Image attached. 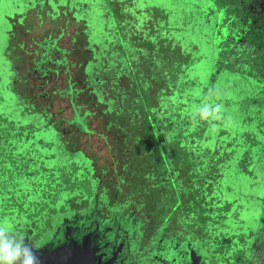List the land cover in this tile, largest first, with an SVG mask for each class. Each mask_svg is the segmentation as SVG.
<instances>
[{
	"label": "flooded vegetation",
	"instance_id": "obj_1",
	"mask_svg": "<svg viewBox=\"0 0 264 264\" xmlns=\"http://www.w3.org/2000/svg\"><path fill=\"white\" fill-rule=\"evenodd\" d=\"M128 1L131 2V0H117L116 3L125 7L124 4H127ZM150 4L151 12H148V19L142 23L143 27L139 26L141 21H134V24L137 25L136 30L134 29L135 33L125 34V36H131L139 41V43L135 42V45L131 46L133 50L137 52L146 51L152 55L151 47L157 45L158 49L161 48L160 53L165 56L164 52L167 49L163 47V44L168 45V47L172 44V47L180 51L183 62H188V52L191 53L192 62L190 63L196 67L195 64L199 63L203 53H205L203 50L205 46L200 47L201 42L195 32L192 31L196 28L198 16L199 20L207 24V28L211 30L208 35H204V45L210 43L215 50L210 51L214 52V55L210 64H207L206 73L202 79L204 81H201L200 77L197 78L200 84H205L206 81L203 88L206 91L208 90V95L213 94V91L214 94L220 96L225 90L229 93L233 92L231 83H233L232 88L234 90H239V92L234 93L235 95L244 92V85L245 94H250L251 99L256 101L254 104L256 108H253V111L258 115L253 127L246 125L242 129L244 133H242V141L241 134H239L241 126L237 133L239 136H236L240 138L239 142L246 148V153H249V156L255 154L259 158H264V83L260 82L262 79L259 82L252 80L256 78L254 77L256 71L264 77V69H261V64L255 60V55L259 53L258 57L261 56L260 58L264 62V44L259 43L257 39V44L245 39L251 28L259 30L262 28L263 32L259 36H264V0H153V3ZM157 11L160 13L156 14ZM21 12L23 13V9L18 13L16 12V14H19L17 18H22L25 15ZM130 19L132 20V17ZM156 32L159 35L156 36L154 34ZM189 37L192 38L189 39ZM149 39L152 41L158 40L159 45ZM218 39L228 42V53H224L218 47ZM246 45L249 51H247ZM21 51L22 55H25V49ZM33 51L38 52L34 49ZM183 51L186 56L183 55ZM246 52L247 56L245 57ZM22 55L19 58L22 59ZM160 57L163 59L161 55ZM249 57L254 58L251 60ZM151 59L152 62L153 58ZM34 62V65L42 64L39 60H37V63ZM52 64L53 62L47 65ZM82 65L78 70L80 81ZM228 65L231 66L228 67ZM164 67L166 66L162 65L159 68L156 66L153 69L156 72H165ZM193 70L195 71L196 68H193ZM173 71L169 69L167 74L170 75V72ZM27 74V76H32L31 79H40V81L27 84L24 82L26 77L23 76L22 78L21 88L28 90L33 99L40 96L44 97V94H47V92L41 90L45 84L49 83L51 86L49 108H47L45 102L41 106L38 105L39 107L34 111H42L43 109V111L52 113L54 111L51 108L53 100L61 92L56 88L59 86L66 90L71 88L69 83L72 82V78L69 77L68 79L67 77L70 75L67 73L66 76L60 78L61 72L59 70L47 77L41 74V69L36 67L28 70ZM167 74L166 81H168L167 84H170L171 80ZM151 78L156 79L155 76H151ZM189 78H193V76H189ZM226 79V85L221 86L220 81ZM230 79H234V81ZM215 82L217 83L215 84ZM81 83L84 84L83 81ZM159 84L160 87L156 91L162 93L165 88H161V82ZM234 84L242 85V87L238 86L235 89ZM53 94H55L54 97H52ZM61 98L66 99V101L69 99L65 96ZM195 98L196 103L201 100V97L196 96L193 100ZM36 101L38 100L36 99ZM55 108V111H63L66 106L62 108L56 106ZM167 109L174 111L170 108ZM181 111H186V108ZM60 120L56 119L57 122ZM121 194H123V199H121L122 197L119 198ZM124 195L125 192H119L112 206H122L125 199ZM81 196L87 197L86 204L75 208L65 205L63 209L52 212L53 219L47 227L39 232H36L34 228L28 233L23 231L22 227H19V230L23 231L28 238L26 242L31 243L37 248L38 252L44 254L39 255L41 264H257V261H259V264H264V205L258 208L259 224L262 227L254 229L252 237H249L250 239L246 238L251 240L250 244L244 238H241L243 241H238L243 242V244L235 245L234 240L219 237L215 239V244L220 245V247L218 250H214L212 249L214 245L210 246L212 242L206 235V231L209 232L208 229L211 227L209 220H207L209 218L208 209L199 211L206 215H202L203 217L197 215L195 219L197 224L187 223L188 226L181 227L171 223L170 226L163 228L158 235L154 234L151 228L153 214L149 215L147 210H143L147 218V221L143 224L138 225V221L133 219L127 221L126 226L133 224V227L141 229L139 236H134V234L132 236L130 230V233L127 230L123 233L124 228L116 220L109 219L108 222L106 221L109 216L108 209L112 206H107L108 199L104 195L102 196L94 191L90 195L92 196L90 202L94 205H89L88 196L83 194ZM211 235L212 233H210ZM49 252H51V255L54 254L53 258L49 257ZM232 254L234 256H231Z\"/></svg>",
	"mask_w": 264,
	"mask_h": 264
},
{
	"label": "rangeland",
	"instance_id": "obj_2",
	"mask_svg": "<svg viewBox=\"0 0 264 264\" xmlns=\"http://www.w3.org/2000/svg\"><path fill=\"white\" fill-rule=\"evenodd\" d=\"M33 1L34 0H0V111H5L6 113L10 114L13 119V125L11 124L12 126L8 127L7 130L5 129V127L0 128V130L4 129L3 132L8 134V136L10 137L8 145L11 144L9 148H7L8 145L3 148V150L5 149V154L3 155L2 151V158L0 159V165H2L1 171H3L2 175H0V217L12 221L18 229H20L19 227H22L23 231H27L28 233L34 228L36 232H39L44 227H47V225H49L48 223L53 219L52 212L63 209L65 205L75 208L77 206L86 204L87 197L81 196L82 194L80 192H71L70 188L72 186H75L76 184L80 185L82 183L77 180L75 181V174L84 173L83 165H81L82 163L87 169L90 168L91 162L89 158L92 159L93 169L90 173L88 171L86 173V175H88L89 177L88 181H92V184L94 182L93 180H90V177H98V180L95 183L94 190L95 193H99L102 196L104 195L108 199L107 206L113 205V201L117 198V194L119 192L124 193L127 189H131L130 185H124L118 181L117 175L120 173V171L118 170L117 165H115L116 169L113 173L111 158H117V154H111L110 148H108V145H113V142H110V139L112 137V132L110 131L111 129L105 131V133L101 132L102 128L99 126V124L93 121L91 127L93 126L95 128V133H89L86 136L82 135L67 137V119L71 116V107L69 106L66 99H62L61 97L54 98V105L52 104L51 107L54 111H52V113L50 112V115H48L47 118L49 122H52L56 130H65L61 138L68 141V145H66L67 149L71 151L73 150L72 153H67L65 148L61 147L60 144L57 143L56 137L54 136L55 132L53 129H49V131H47L46 129H42L39 133L37 131L35 132L36 129H33V126L35 128L37 127L36 116L34 114H19L18 111H21L20 106H18V104L16 103L14 92L8 86L11 82L9 81L10 73L8 72L9 62L6 60V57L4 55V49L6 45V49H10L8 55L13 57V65L17 70L18 77L20 78V80H17L14 83L17 89L18 87H22L23 76L26 77L24 82H26L27 84L33 83L34 81H40V79H31L32 76H27V71L28 68L34 65V61H36L38 57V52H34L33 49L36 47L38 41L41 40L43 36H46L47 33H51V35L55 37L56 34L63 31L61 36L58 37L57 44L59 46L68 47H71L69 38L71 37V35L75 34L73 42H75L77 47H75L73 57L71 56V54L70 57H72L75 65L77 63L83 62L80 54L84 52V50H82V47L85 35L81 32L84 28L83 22L81 20H76L71 15L70 11L65 12V16L64 14H61V12L58 13L57 11L58 14H56L54 17H50L51 13L47 4L34 6ZM78 2L81 3V10H78V14H80L81 16L85 10L82 4L83 2H87V0H78ZM128 3L129 1L127 2V4H124V7L118 6L117 4H106L105 0H94V2H92V5L94 6L95 10H93L94 12H90L93 28L92 32L90 33V40L96 39L102 41L103 47L107 44L108 41H111L112 45L115 46L114 49L116 55H119V58H124L121 47L124 42H127L129 44L125 45V47L123 48L124 50H129L131 46L135 45V42L139 43L137 39H134L131 36H123V34L120 40L118 39L117 24L123 22L122 25H124V23L128 21V18L135 15L134 10L132 12L129 11L130 8ZM117 6L122 11H117ZM139 6H142V3L140 5H137V7ZM21 9H23V13H25V15L22 16V18H17L19 17V14H16V12H20ZM143 13L140 17L141 28L143 27L142 23L149 17V14ZM158 13L160 12L157 11L156 14ZM7 14H13L12 17L9 18V21H12L11 25L5 19ZM207 27L208 25L202 23V21H200L199 17L197 16V25L196 28L192 31L195 32L197 38L200 40V47L205 46L203 48V50L205 51V53H203V56H205V61L203 62L200 60V62L198 63V65L200 66L203 65L201 66V69H203L198 72L200 78L204 77V74L206 73L207 67H205V64H210V61L213 60L214 52L210 51L215 50V48L212 47L210 43L204 45V35H208L211 31L210 28ZM7 28L8 31L11 30L8 39L7 36L4 35V32L7 31ZM128 28L130 33H133L130 30L131 25ZM74 31L76 32L74 33ZM154 34L156 36L159 35L158 32ZM183 34L184 33L182 32V35ZM191 38L192 37H189V39ZM149 40L159 45L158 40ZM165 46L166 45L163 44V47ZM151 48V52H153V54L150 55V57H153L152 63H154V65L150 64L149 66L146 65V67L141 66L138 69L150 72L152 71V67L157 66V68H159L163 65L166 66L164 67L165 72L158 71L155 75L156 79L149 78L148 81L142 78L136 85H131V89L135 92V103L139 106L138 111H147V106H151L152 100L157 99L158 94L155 91L160 87V82L162 83L161 88H165V90L159 94L160 96L165 95L168 90H171L170 86L173 83L176 84L177 87L184 86V80L179 76L178 73L177 77H175V74L173 72H170V75L167 74L169 71V69L167 68L172 64L173 61H176L178 58L176 56L178 50L173 47L170 48L171 50H166L164 52L165 56L167 57L166 58L162 53H160L161 48L158 49L157 45L156 47ZM23 49L27 50L25 55H22L21 53V50ZM78 50L80 51L79 54H77ZM20 55L23 56L22 59L19 58ZM160 55L163 57V59L160 57ZM132 60L133 61L131 62V67L133 74L134 63L136 64L137 60H135V58H133ZM139 61L142 62V60ZM137 65L139 66L138 63ZM71 71H76L74 75H71V78L72 80H77L74 86L79 87L80 79L78 80V69L76 67H71L70 72ZM166 74L171 80L170 84H167L168 81H166ZM256 74L258 76L256 78L258 79L255 78L252 80L258 82L261 79L264 80V77L260 76L258 71H256ZM176 78L178 80V83L175 81ZM138 79L139 77L136 80ZM202 79L203 78H201L200 80L204 81ZM263 80H261L260 82L264 83ZM141 82H143V84ZM205 84L198 83L199 86L197 88L199 89L200 87H204ZM50 87V84L47 83L41 90L49 93L51 91ZM184 87L189 88V83H186ZM23 91V93L29 94L28 90ZM169 92L170 91H168L167 93ZM201 92H203L202 88H200L199 92L197 93L198 97L202 94ZM78 95L80 98H85L84 92H80L78 93ZM54 96L55 94L52 95V97ZM36 99L38 100L36 101L38 102V105L41 106L46 102L47 97H45L44 95V97L40 96ZM194 101H196V98ZM56 106L60 108L66 106V109L57 113L55 111ZM95 109L97 110L98 108ZM164 111H169L166 106L164 108ZM185 114H188V109L187 111H185ZM189 114H194V112H189ZM196 116L198 117V115ZM56 119L61 120L57 122ZM20 126L22 127L20 128ZM68 130L69 133L73 131L72 129ZM190 130L194 132L196 128L193 127L190 128ZM100 132L103 133V135L106 134L107 143H104L103 139L97 137L96 133ZM37 133L41 134L44 137L48 136L49 139L47 140H51V142L53 141V145L48 144L41 147L36 143V140L38 138V136H36ZM242 133V129H240L239 134H241V141ZM166 136H164L163 139H165ZM240 138H238L239 141ZM166 140L169 142L170 139L167 138ZM236 140H229V143L234 142V144L238 145V142H236ZM109 142L111 144H109ZM77 149H81V151L84 152L77 151ZM27 158H32L34 161L33 166H31L32 170L34 169L39 172V175L35 176V178H33V176L26 179L18 170L20 164L27 160ZM71 160H73L74 163ZM186 163L187 162H185V165ZM239 163L241 165L242 161H240ZM77 167H79V169L74 170ZM72 171H74L75 174H71ZM194 174L196 179L198 180L203 178L202 174L197 170H195ZM187 181H191L193 183L189 184V182ZM194 182L196 181L193 176H179L176 185L171 184L172 186L168 188V194L172 192L173 189L177 191V194H174L173 196L169 194V197H171L170 200L164 199V201H162L161 197H159L158 194L154 192H148L145 196V200L147 201V203L145 204L149 203L150 205H152L149 209L144 205V207L148 210V214L152 215L155 214L156 211L164 210L165 202H170L171 204H175L176 202L179 203V201H177L176 199V195H178L180 197V201H190L191 205H189V207L191 211H194L196 209L197 211H195V213H197V215H199L200 217H203L202 215H206L205 213L199 212L200 210L202 211L203 208L200 209L198 205L199 197L197 196V194L200 190H195L198 189V187L196 186L194 188V193L192 191H188L187 193L188 189L192 188L193 185H196L197 182ZM117 186L119 187V189L115 188ZM81 188L83 192L86 191L84 187ZM185 192L187 193L186 197ZM85 194L87 196H90L92 195V192H85ZM119 198L123 199V194H121ZM200 203L203 204L201 201ZM240 204L244 205L241 203V201ZM245 207L246 212L256 209V206L254 204H248V206ZM184 210H189V208L182 209V215L179 214L180 217L176 219L178 221L177 225L183 227L188 226L187 223L197 224L196 220L193 217L184 216ZM207 214L209 215L210 212H207ZM252 214L254 215V212H252ZM210 219L212 218L210 217ZM214 219H216V216L214 217ZM207 220H209V218ZM130 231L132 233V236L133 234L134 236H139L141 229H139L138 227L135 228L133 227V224H131ZM208 231L209 232L206 231V235L212 242L210 243V246L212 247V245H214L212 248L214 250H218L220 247V245L217 246L215 244V239L219 238L220 234L221 236H224V239H228V235L223 234L220 229L217 233H213L211 228L208 229ZM211 232L212 235L210 236ZM234 255L232 254L231 256Z\"/></svg>",
	"mask_w": 264,
	"mask_h": 264
},
{
	"label": "trees",
	"instance_id": "obj_3",
	"mask_svg": "<svg viewBox=\"0 0 264 264\" xmlns=\"http://www.w3.org/2000/svg\"><path fill=\"white\" fill-rule=\"evenodd\" d=\"M33 2L34 6L47 4L51 13L50 17H54L59 12L65 16V12L70 11L71 15L76 20H81L83 22L84 28L81 32L85 35L82 47L84 52L81 51L82 53H80L79 50L77 51V54H81L82 61H84L83 65L82 62L75 65L72 60L75 47H77L75 42H73L75 34L71 35L69 38L71 47L59 46L57 44L58 37L63 33V31H61V33L56 34L55 37L52 36L51 33H47L46 36H43L41 40L38 41L34 50L38 51L37 60L42 64L38 65V63L32 67L41 69V74H44L47 77L59 70L61 72L59 76L60 78L66 76L65 74L67 73L70 75L67 77L69 79V77L76 72H70V68L76 67L79 70V67L82 65V77L81 81L79 80V87L74 86L77 81L75 79L72 80L71 83L68 82L69 85L71 84V88L67 90L61 86L56 88L58 91H61L57 97L60 98L65 96L67 99L69 98L68 104L71 107V116L67 119V123H69L67 125L68 129H72L73 131L69 133V130L67 129V137L86 136L89 133H95V128L93 126L91 127L93 121L99 124L102 128L101 132L105 133V131L111 129L112 137L110 142H113V145H108V148H110L111 154H117V158H111V165L113 173L116 169L115 165L118 166V170L120 171L117 175L118 181L124 185L131 186V189L125 191L126 198H131V200L134 201L138 197V192H145L146 188L148 189L152 187L155 192H157L158 189L160 191L159 193L168 192V188L172 186L171 184L176 185L179 176H193L196 180L194 174L195 170L201 174L207 172L208 166L206 163L201 161L200 164H197V160H195L196 157L198 158L199 153H188L189 151H186V142L184 143V140L187 141L189 137H195L189 131V126L196 127V125H192V123L193 121L197 122L198 120L195 116L190 117L192 119L190 120L189 115H183L181 111L185 108L187 111V108L189 107L187 105L189 103H196L193 100L196 96L189 94V88L192 85V82H194L193 78H189L187 71L188 65H192V63H190L192 62L191 53L188 52L189 63H186V61L183 62L181 59L180 51H177V60L173 61L169 66V69L174 70L173 73L175 74V77H177L178 73L184 80V86L186 83H189V88L184 86L177 87L176 84L173 83L171 85V90H169V94L166 93L167 95L160 96L159 94L161 92L155 91L158 94L157 99L152 100L151 106H147V111H138L139 106L135 103V92L131 89V85H136L142 78L149 81L151 76L153 77L156 75L157 72L153 67L150 72L138 69L141 66L146 67V65L149 66L150 64H153L151 62L152 59H150V54L142 50L137 52L136 50H133L132 47H130L129 50H124L123 48L125 45H129L127 42H124L123 45L120 43L124 58H119V55H116L114 49L115 46L112 45L111 41H106L107 44L103 47L102 41L96 39L90 40V33L93 29L90 12L95 10L92 5L94 0L83 2L82 6L85 10L81 16L78 14V10H81V3L78 2V0H34ZM105 2L106 4H117L116 0H105ZM118 6H121V4ZM118 6L116 7L117 11H122ZM12 15L13 14H7V17L5 18L10 25L12 24V21H9L7 18H11ZM134 21L133 18L132 20L128 18V21L124 23V25H122L123 22L117 24L119 40L122 34L123 36H125V34L129 35L128 33H130V31L128 27L130 25V30L133 34L135 33L134 29L136 30L137 25L136 23L134 24ZM260 29L261 30L251 28L245 39L254 44H257V40H259V43L264 44V36H259V34L263 32L262 28ZM75 32L76 31H74V33ZM10 33L11 30L8 31L7 28V31L4 32L7 39ZM218 35L219 33L216 36L217 38ZM221 39H218L217 41L219 44L218 47L224 53H228L229 51L227 50V47L229 44L227 41ZM245 47H247V45ZM6 48L7 45L4 49V55L9 62L8 72L10 73L9 81L11 82L8 86L14 92L16 103L20 106L21 111H18L19 114H34L37 118V127L35 128L33 126V129H36L35 132L37 131L39 133L42 129H46L47 131L53 129L57 143L65 148L67 153H72L73 150H68L66 147L68 141L61 138L65 130H56L52 122L48 121L47 116L50 115V111H43V109L42 111H34V109L38 108V102H36V99H33L30 94L23 93V88L18 87L17 89L15 87L14 83L19 80V77L17 70L13 67V57L8 55L10 49L7 50ZM164 48L169 50L171 46L168 47L167 45ZM25 51L27 52L26 49ZM247 51H249L248 47ZM70 54L72 57H70ZM258 54L255 55V60L261 64L260 68L264 69V62L262 58L258 57ZM183 55H185L184 51ZM246 56L247 52L245 57ZM133 58L137 60L139 66L137 63H134L132 74L131 62L133 61ZM253 58L254 57H249L251 60H253ZM139 60H142V62ZM52 62V65H47ZM230 66L231 65H228V67ZM32 67L28 68V70H32ZM254 75V77H258L256 73H254ZM138 77L139 79L136 80ZM82 81L84 84L81 83ZM175 81H178L177 78ZM141 83L143 84V82ZM80 92L85 93V98L79 97L78 93ZM185 92H187V98L183 99L182 97L185 96L183 93ZM45 96L47 97L46 106L49 108L51 93H47ZM165 106L174 111H164ZM95 108L98 109L96 110ZM82 109L83 111H81ZM56 112L58 113L60 111ZM189 123L190 125H188ZM11 124L13 125V119L10 114L5 111H0V128L5 127L7 130L8 127L12 126ZM21 127L22 126H20V128ZM3 130H0V159L2 158V151L3 155L5 154V149L3 150V148L7 146L10 141V137L7 133L3 132ZM101 132L96 133L97 137H100L103 139L104 143H107L106 134L103 135ZM38 133L36 135L38 136L36 140L37 144L41 147L48 144L53 145V141L51 142V140H47L49 139L47 135V137H44ZM194 134H198L196 130ZM164 136H166L165 139H163ZM167 138L170 139L169 142L166 140ZM110 142L109 144H111ZM10 145H8L7 148H9ZM77 151H81V149H77ZM89 159L91 162L89 169H87L83 163L81 164L84 169L83 174H75V172L72 171L71 174H75V181L77 180L82 183L80 185L76 184L75 186H72L70 188L71 192H80L83 195H86L85 192L93 193L95 191L94 187L98 177H90V180H93L94 182L91 184L92 181H88L89 177L86 175L87 171L90 173L93 169L92 159ZM71 161L73 162V160ZM185 162H187L186 165ZM33 163L34 161L32 158H27V160L22 162L18 168L21 175L26 179L33 176V178H35V176L39 175L37 170H32L31 166H33ZM76 169H79V167L74 170ZM1 170L2 165H0V175H2L3 172ZM187 182H189V184L193 183L191 181ZM81 187H84L86 191L83 192ZM115 188L119 189L118 186ZM145 203H147V201L144 200V211L147 210L145 207L149 209V205Z\"/></svg>",
	"mask_w": 264,
	"mask_h": 264
},
{
	"label": "crops",
	"instance_id": "obj_4",
	"mask_svg": "<svg viewBox=\"0 0 264 264\" xmlns=\"http://www.w3.org/2000/svg\"><path fill=\"white\" fill-rule=\"evenodd\" d=\"M141 3L142 6L137 7ZM150 3H153V0H146V2L145 0H131L128 3L129 11H135L136 16L133 15L132 18L136 22H140L143 12H145L143 14L151 12ZM187 50L190 51L189 49ZM201 61H205V56L201 57ZM207 64H205V67H207ZM195 66L193 64L188 65L187 71L189 76H193V79L195 78L194 82L198 85L200 82L197 77H200L198 72L201 66L198 64H195ZM193 68H196V70L194 71ZM230 80L234 81V79ZM226 83L227 79L220 81L221 86L226 85ZM234 85L235 89L239 86V84ZM232 86L233 83H231L233 92L229 93L225 90L221 96L214 94V91L213 94L208 95V90L206 91L205 88L200 87L203 89L202 94L199 96L201 100L197 103H191L187 109H190V112H194L197 106L207 102L223 105V111L219 116L214 115L207 120L201 119L199 115L198 118L195 113L188 114L189 118L193 117V115L196 119L198 118L197 122L193 121L192 125L195 124L197 133L202 135L201 147L204 148L206 153L207 159L205 163L208 166L207 172L202 174L203 178L200 180L196 179L197 183H194H196L195 187H198L195 190H200L197 196L199 197V202L203 203V210L208 209V212H210L209 223L212 232L217 233L220 229L223 234L228 235L229 239L234 240L233 243L235 245H239L241 242L238 241H243L241 238H244L250 244L251 240H249V237H252V231L262 227L259 224L258 208L264 205V158H259L255 154H250L249 156V153H246V148L238 140L239 127L241 126L240 129H243L246 125L253 127L258 114L253 111V108H256L254 106L256 101L251 99L250 94H245L244 85V92L235 95L234 93L239 92V90H234ZM240 86L242 87V85ZM198 92L197 89V97ZM183 94L185 96L182 98L186 99L187 92ZM190 120L192 119L190 118ZM191 128L193 127L191 126ZM229 140H236L238 145L234 144V142L229 143ZM240 161H242L241 165ZM240 201L244 205H241ZM248 204H254L256 209L246 212L245 206H248ZM148 205L151 208L152 205L149 203ZM252 212H254V215ZM185 214H187V211L184 212V216H186ZM214 215L216 219H214ZM177 223L176 219L172 222L175 226ZM220 237L224 236L220 234Z\"/></svg>",
	"mask_w": 264,
	"mask_h": 264
},
{
	"label": "water",
	"instance_id": "obj_5",
	"mask_svg": "<svg viewBox=\"0 0 264 264\" xmlns=\"http://www.w3.org/2000/svg\"><path fill=\"white\" fill-rule=\"evenodd\" d=\"M197 86L198 85H196L195 82H192V85L189 88V91H190L189 93L191 95L196 96ZM190 104L191 103H189L187 106L190 107ZM189 112H190V109L188 110V114H189ZM183 113H185V111H182V114ZM188 125H190V123ZM190 128H189V131L195 137H189L187 139V141L184 140V143L186 142L185 143L186 151H189L188 153H190V154L200 152L198 158L194 157L195 160H197V164H200L201 161L205 162V160L207 159V157L204 156V154H206L204 151V148L201 147L202 135H201V133H198L197 135H195L194 132L190 130ZM194 187L195 186L193 185L192 188L188 189L187 193H188V191H193ZM148 192H155L154 188L153 187L148 188V189L146 188L145 192H142V191L138 192L137 193L138 197L134 201H132L131 198H126V195H124L125 199L122 202V206L109 207V209H108V213H109L108 215L109 216L107 217L106 221L108 222L109 219H114L117 221L118 224L121 223V226L124 228L123 233H125L126 230L128 232L130 230V226H126L128 223L127 221H130L133 219L135 221L137 220L138 224H140V225L143 224L145 221H147V218L143 212V210H144L143 209V203L145 200V196ZM159 192L160 191L158 189L157 192H155V193L158 194L159 197H161L162 201H164V199L170 200L171 197H169V194L171 196H173L174 194H177L176 190H173V192H170L169 194H168V192H164V193H159ZM187 193L185 192V197L187 196ZM88 197H89L88 198L89 205H94V203L90 202L92 196H88ZM167 198H169V199H167ZM176 199H177V201H179V203L176 202L175 204H171L170 202L169 203L165 202L164 203V205H165L164 210L156 211V213L153 214L151 228H152V231L154 234L158 235L160 232H162L163 228L170 226L174 219H177V217L179 218L180 217L179 214L182 215V209L189 208V210H184V211H187V214H185V215L193 217L194 219H196L197 213H195V211H197V210L196 209L194 211L190 210V207H189V205H191L190 201H186V202H183V200L180 201L179 200L180 197L178 195H176ZM198 205H199L200 209L203 208V204L201 205L200 202ZM137 217H138V219H137ZM37 253H38V255H44L43 253H40L38 251H37ZM50 256L53 258L54 254L51 255V252H49V257Z\"/></svg>",
	"mask_w": 264,
	"mask_h": 264
},
{
	"label": "clouds",
	"instance_id": "obj_6",
	"mask_svg": "<svg viewBox=\"0 0 264 264\" xmlns=\"http://www.w3.org/2000/svg\"><path fill=\"white\" fill-rule=\"evenodd\" d=\"M222 111V104L212 102L201 104L194 109V113L205 120L214 115L219 116ZM27 239L26 234L12 221L0 217V264H41L37 248L26 242Z\"/></svg>",
	"mask_w": 264,
	"mask_h": 264
}]
</instances>
